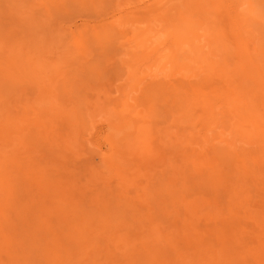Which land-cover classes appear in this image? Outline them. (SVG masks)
Masks as SVG:
<instances>
[{
  "label": "rangeland",
  "instance_id": "obj_1",
  "mask_svg": "<svg viewBox=\"0 0 264 264\" xmlns=\"http://www.w3.org/2000/svg\"><path fill=\"white\" fill-rule=\"evenodd\" d=\"M88 262L264 264V0H0V264Z\"/></svg>",
  "mask_w": 264,
  "mask_h": 264
},
{
  "label": "bare ground",
  "instance_id": "obj_2",
  "mask_svg": "<svg viewBox=\"0 0 264 264\" xmlns=\"http://www.w3.org/2000/svg\"><path fill=\"white\" fill-rule=\"evenodd\" d=\"M69 1V0H68ZM175 1V0H174ZM191 1V0H190ZM85 4V3H84ZM91 4H92V2H91ZM149 5V4H148ZM191 5H193V4H191ZM90 6V5H89ZM197 7V6H196ZM194 8V7H193ZM171 10V9H170ZM25 12V11H24ZM195 14V13H194ZM262 15H263V13H262ZM155 21V20H154ZM132 22V21H131ZM178 27V26H177ZM180 28V27H179ZM103 30V29H102ZM49 32V31H48ZM218 32V31H217ZM162 43V42H161ZM181 50V49H180ZM224 52V51H223ZM166 53V52H165ZM177 53V52H176ZM94 55V54H93ZM174 57V56H173ZM230 57V56H229ZM166 58V57H165ZM67 62V61H66ZM209 62V61H208ZM225 62V61H224ZM220 67V66H219ZM176 68V67H175ZM218 80V79H217ZM198 86V85H197ZM233 86V85H232ZM247 86V85H246ZM165 88V87H164ZM203 88V87H202ZM205 88V87H204ZM207 89V88H206ZM198 90V89H197ZM208 91V90H207ZM179 95V94H178ZM182 96V95H181ZM167 97V96H166ZM231 100V99H230ZM234 101V100H233ZM162 103H163V101H162ZM233 103V102H232ZM176 104V103H175ZM169 107V106H168ZM189 108V107H188ZM206 108H207V106H206ZM242 108V107H241ZM256 109V108H255ZM259 110V109H258ZM192 111V110H191ZM262 112H263V110H261ZM260 111V112H261ZM242 112V111H241ZM246 112V111H245ZM246 114V113H245ZM236 115V114H235ZM227 117V116H226ZM179 120V119H178ZM209 120V119H208ZM205 121H206V119H205ZM204 121V122H205ZM202 123H204L203 121H201ZM212 124V123H211ZM193 138V137H192ZM187 143H189V142H187ZM191 144V143H190ZM204 144V143H203ZM184 145V144H183ZM231 155V154H230ZM226 156V155H225ZM229 157V156H228ZM221 158H223V157H221ZM232 159H235V158H232ZM200 161V160H199ZM227 162H229V161H227ZM232 162H234V163H232V164H235V162H236V160H234V161H232ZM202 163V162H201ZM238 163H241V161L240 162H238ZM245 163V162H244ZM258 163V162H257ZM260 163V162H259ZM198 164V163H197ZM206 164V163H205ZM228 164V163H227ZM231 164V165H232ZM193 165V164H192ZM202 165H204V164H202ZM218 165V164H217ZM196 166H198V165H196L195 164V166H194V168H196ZM221 166V165H220ZM230 166V165H229ZM239 166V165H238ZM206 167V166H205ZM218 167V166H217ZM225 167H226V164H225ZM234 167H235V165H234ZM204 168V167H203ZM208 169V168H207ZM234 169V168H233ZM206 170V169H205ZM230 170H232V169H229V172H231ZM256 170V169H255ZM199 171V173L201 172L200 170H198ZM237 171L238 172H240L241 173V171L240 170H238L237 169ZM244 171V170H243ZM217 172V171H216ZM221 172V171H220ZM228 172V173H229ZM246 172V171H245ZM252 173L253 172H255V171H251ZM251 172H248V174L250 175V173ZM202 173V172H201ZM205 174V173H204ZM219 174H221V173H219ZM254 174V173H253ZM200 175H202V174H200ZM218 175V174H217ZM230 176V175H229ZM228 177V176H227ZM246 177H248V176H246ZM246 177H244L245 179H246ZM217 178V177H216ZM236 180H237V177H234ZM235 179H234V181H235ZM173 180V179H172ZM175 180V179H174ZM241 180V179H240ZM190 181V180H189ZM216 181V180H215ZM206 182V181H205ZM216 182H218V181H216ZM238 182H240L241 183V181H237V183ZM234 183V182H233ZM236 183V182H235ZM236 183V184H237ZM242 184V183H241ZM202 185V184H201ZM225 185V184H224ZM235 187H237V185H235ZM233 188V187H232ZM227 190H228V188H226ZM234 189V188H233ZM230 191V190H229ZM207 193V192H206ZM232 193H233V191H232ZM199 194V193H198ZM224 196V195H223ZM202 198H204V197H202ZM204 201H205V199H203ZM207 201V200H206ZM234 201V200H233ZM202 202V201H201ZM220 202V201H219ZM194 203V202H193ZM204 203V202H203ZM197 206V205H196ZM194 208H195V206H194ZM198 208V207H197ZM196 208V209H197ZM195 209V210H196ZM194 210V209H193ZM172 213V212H171ZM234 213V212H233ZM185 214V213H184ZM95 218V217H94ZM92 219V218H91ZM103 219V218H102ZM2 220V219H1ZM90 220V219H89ZM195 220V219H194ZM236 222V221H235ZM16 228V227H15ZM228 231V230H227ZM237 231V230H236ZM236 231H235V234H236ZM2 232V231H1ZM100 234V233H99ZM224 234H226V233H224ZM233 236V235H232ZM81 237H83V236H81ZM32 238V237H31ZM97 238V237H96ZM53 239V238H52ZM71 239V238H70ZM78 239V238H77ZM68 240V239H67ZM120 240V239H119ZM13 241V240H12ZM179 241V240H178ZM117 242V241H116ZM122 242V241H121ZM16 243V242H15ZM82 243V242H81ZM83 243H84V241H83ZM160 243V242H159ZM174 243V242H173ZM226 243V242H225ZM4 244V243H3ZM95 244V243H94ZM113 244V243H112ZM143 244V243H142ZM170 244V243H169ZM177 244V243H176ZM179 244H180V242H179ZM201 244V243H200ZM203 244V243H202ZM236 244V243H235ZM155 245H157V244H155ZM240 245V244H239ZM101 246V245H100ZM174 246V245H173ZM182 246V245H181ZM180 246V247H181ZM218 246V245H217ZM80 247H83V246H80ZM116 247V246H115ZM135 247V246H134ZM162 247V246H161ZM103 248V247H102ZM87 249H88V246H87ZM132 249V248H131ZM235 249V248H234ZM133 250H136V249H134L133 248ZM181 250H183L182 248H181ZM85 251V250H84ZM87 251V250H86ZM85 251V252H86ZM96 251V250H95ZM101 251V250H100ZM237 251V250H236ZM89 252V251H88ZM135 252V251H134ZM159 252V251H158ZM161 252H162V250H161ZM185 252V251H184ZM15 253V252H14ZM78 253V252H77ZM105 253V252H104ZM147 253V252H146ZM157 253V252H156ZM231 253V252H230ZM108 254V253H107ZM159 254V253H158ZM11 255V254H10ZM109 255V254H108ZM119 255V254H118ZM166 255V254H165ZM127 256V255H126ZM158 256V255H157ZM168 256H170V255H168ZM233 256V255H232ZM64 257V256H63ZM162 257V256H161ZM160 257V258H161ZM13 258V257H12ZM55 258V257H54ZM114 258V257H113ZM61 259V258H60ZM88 259V258H87ZM90 259V258H89ZM99 259V258H98ZM124 258H122V260H123ZM169 259V258H168ZM235 259V258H234ZM86 260V259H85ZM96 260V259H95ZM109 260H110V258H109ZM130 260V259H129ZM132 260V259H131ZM102 261V260H101ZM104 261V260H103ZM165 261V260H164ZM6 262V261H5ZM64 262V261H63ZM71 262V261H70ZM122 262V261H121ZM108 263V262H107ZM149 263V262H148ZM241 263V262H240ZM6 264V263H5ZM88 264H89V262H88ZM129 264V263H128Z\"/></svg>",
  "mask_w": 264,
  "mask_h": 264
}]
</instances>
